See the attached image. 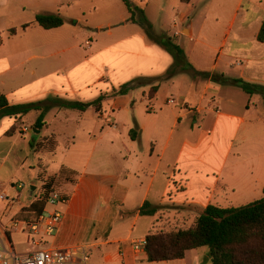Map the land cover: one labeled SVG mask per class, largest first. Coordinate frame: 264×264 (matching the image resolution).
Listing matches in <instances>:
<instances>
[{"label":"crops","instance_id":"crops-1","mask_svg":"<svg viewBox=\"0 0 264 264\" xmlns=\"http://www.w3.org/2000/svg\"><path fill=\"white\" fill-rule=\"evenodd\" d=\"M138 1V7L152 27L155 24L164 26L163 19L170 20L172 28H177V24L182 26L183 35L175 37L176 30L173 36L197 73L264 87V43L257 41L264 24V0ZM61 11L56 14L61 16ZM29 24L25 31L19 30L25 24L15 28L17 33L7 39L12 41V46L22 41L17 35L26 33L33 25ZM109 24L96 25V31L104 26L109 28ZM196 28L200 31L195 32ZM44 31L51 33L54 29ZM128 40L133 52L131 67L111 63L112 70L102 73L95 81L102 89L86 100L88 87H76L69 76L59 72L70 65L92 67L91 59L99 54L81 56L57 69L54 65L40 64L33 67L25 81V63L42 61L45 57L19 47L12 49L13 55L0 50V94L10 105L54 97L87 103L100 95L105 96L99 114L93 107L88 108L102 128L87 140L77 139L85 111L67 109H56L54 119L46 121L48 111L44 117L46 127L39 135L25 132V126L29 128L36 120L37 112L4 117L0 120V140L10 137L37 143L53 136L57 142L54 153L41 154L53 157L60 150L59 140L63 135L58 125L61 129L76 127V131L67 135L58 169L48 172L42 166L47 176H58L61 168L71 173L67 180L56 181L62 191L60 194L67 196L69 201L63 209L58 231L48 244L51 247L85 246L86 250H95L102 264H211L207 248L190 250L181 260L150 263L145 252H134L132 243L145 240L161 217L174 223L173 228L188 227L207 206L236 208L263 198L262 99L258 95H247L234 85L221 84L200 75L179 73L166 79L172 58L150 43L142 30ZM51 41L48 45L57 49L55 40ZM3 42L1 39L0 49L5 45ZM119 43L113 44L112 49ZM85 47L89 50L91 44ZM71 49H61L47 56L63 55ZM9 59L16 63L11 64ZM87 73L88 69L83 68L76 77L81 80ZM129 83L125 94L111 95L113 90ZM169 84L178 91L174 110L172 105L166 104L167 98H163V91ZM152 88H156L153 94ZM162 106L167 111L158 112ZM187 120L189 134L171 143L173 128ZM205 121L208 125L203 128ZM103 126H108V130H103ZM195 127L198 132L194 131ZM11 129L14 132L7 136ZM110 130L114 132L109 134ZM130 132L134 138L130 137ZM106 141L108 149H96L99 143ZM105 155L115 163L111 170L104 169L105 161L101 156ZM171 182L176 186L168 197ZM146 202L150 209L156 210L152 216L139 215ZM164 207L166 210H162ZM148 217L152 219L148 233L135 235L139 220Z\"/></svg>","mask_w":264,"mask_h":264},{"label":"rangeland","instance_id":"rangeland-1","mask_svg":"<svg viewBox=\"0 0 264 264\" xmlns=\"http://www.w3.org/2000/svg\"><path fill=\"white\" fill-rule=\"evenodd\" d=\"M128 1L135 6L140 5L138 0ZM20 5H24L25 8H22ZM58 10H62L60 14L64 21L63 27L59 30L54 29L51 33H46L44 29L34 23L35 15L45 13L56 14ZM122 18L126 20V23L125 20H121ZM128 18L129 14L120 0H0V42L1 39H3V43H5L4 47L0 50H6V54L9 53L13 55L12 49L19 47L23 51L32 50L30 53L35 52L45 57L42 61L33 60L25 63V81L28 80V73L33 67L36 68L40 64L46 66L54 65V69H57L60 66L63 67L73 63V61L81 56H86L91 53L99 54L100 56L91 59L93 64L92 67L89 65L86 67L70 65L64 71L59 72L60 75L69 76L76 87H88L87 96L85 97L86 100L102 89L99 85H95V81L102 73H108V71L112 70L110 66L111 63H113L112 65L120 64L122 67L125 65L127 68L131 67L130 63L132 61L133 52L130 50L131 42L128 39L137 32H141L142 29L136 24L133 25L129 23ZM163 20L165 22V27L155 24L153 26V31L158 35H165L173 43L178 44L179 41L175 40L173 34L174 31L177 30V35L175 37H181L183 35L180 31L182 26L177 24V28H172L170 20ZM29 23H33V25H31L27 32L17 35L18 38H22V41H19L18 44L14 42V46H12V41L9 42L7 40L14 37L10 33V29L18 28L23 24ZM101 23H110L109 28L104 26L101 31L97 32L96 25ZM107 29H109L111 35H108ZM199 31L200 30L197 28L195 29V32ZM51 40H55L54 43L56 42L55 46L58 47L57 49L52 48V45H48V43H52ZM86 41L91 44V49L89 50L85 47ZM118 42H120L119 45L112 49V45ZM70 47H72V49L63 55L47 56L50 53L54 54L61 49H68ZM115 55H118V58ZM103 62L107 65L105 64L102 66L101 64ZM15 63L16 62L11 61V64ZM83 68L88 69V73L85 78L79 80L76 75ZM167 86L168 89L163 91V98L172 99L176 104L178 91L170 84ZM175 106L176 105H172L170 107L174 110ZM56 109L58 108L54 107L49 110V116L46 121L54 119L55 113L53 112H55ZM161 110L167 111V108L162 106L158 112ZM176 113L177 115L179 114V112ZM93 117L92 109L89 111L88 109L85 110L84 120L79 126L80 130L77 133L78 141H83V139L87 140L91 134L96 135L98 131L101 130L102 124L96 123ZM188 124V120L183 121L177 127L173 128L171 143H174L180 136L183 137L189 134ZM207 125L208 122L205 121L202 127L204 128ZM27 127L26 125L25 132H31L33 129L31 125L29 128ZM58 128L59 131L63 132V135L60 136L59 140L60 150L53 157L35 154L29 147V142L27 140L10 137H5L0 140V195L6 194L11 197L18 195L20 197L17 203H14L11 207L6 209H4L5 205L0 203V219L3 222L7 220V217L14 214L17 216L21 214L23 217H31L27 210L30 204L34 202L42 192V182L37 177L38 173L41 172L40 169L38 170V166L40 165L41 168L43 166L48 172L56 171L59 167L58 161L61 156V150L67 142V135L72 131H76V127L74 126H67L66 129H61L58 125ZM108 128V126H103V130L105 131H107ZM198 130L197 127L194 128L195 132H198ZM113 132L114 130H110L109 134ZM108 144L109 142L107 141L101 142L96 149L106 150L108 149ZM108 154H111V151ZM105 156L107 157V155ZM105 156H101L103 157V161H105L104 169H113L115 164L113 159L110 157L106 158ZM65 179L66 177L64 176L58 178L60 182H63ZM18 186L21 188L18 189ZM52 189L53 192L56 193L62 192L56 184ZM162 210H166V207L162 208ZM161 218L159 223L153 228V232H165L173 229L171 226H175L174 223L170 224L167 222L166 217ZM151 220L152 219L149 217L141 218L134 230L135 235H146L150 228ZM10 241L17 253L38 249V247L26 243L22 236L14 232L10 235ZM51 241V239L47 240V246ZM86 253L89 257V264H102L95 250L87 249Z\"/></svg>","mask_w":264,"mask_h":264},{"label":"trees","instance_id":"trees-1","mask_svg":"<svg viewBox=\"0 0 264 264\" xmlns=\"http://www.w3.org/2000/svg\"><path fill=\"white\" fill-rule=\"evenodd\" d=\"M120 1L129 14L128 21L138 25L150 43L158 46L171 56L173 64L165 74L166 79H171L179 73H188L194 77L200 75L205 79H211L221 84L234 85L247 95H258L264 105L263 86L252 85L242 80H229L209 73H197L191 64L187 62L179 45L173 43L165 35H158L153 31L152 25L141 8L133 5L128 0ZM63 22V18L59 14H37L34 17V23L44 30L61 27ZM29 25L25 24L19 30L25 31ZM10 33L14 35L17 30L12 28ZM257 41L264 43V24L257 34ZM130 85L131 83L125 84L117 90H113L111 95L125 94ZM155 92L156 88H152L151 93ZM104 98V95H100L92 102L81 103L54 97L35 103L10 105L6 97L0 94V120L4 117H22L35 111L38 116L31 127L41 131L46 127L45 114L51 108L84 112L89 107H93L95 112L99 114ZM13 132L14 129H11L7 132V136H10ZM129 135L134 138L132 132ZM29 147L35 154H52L57 147V142L53 136H49L42 138L37 143L29 142ZM38 168L41 170L37 177L42 182V192L27 210L31 217H23L19 214L16 216L19 219L33 220L42 214L46 207V199L53 192L52 188L55 186L57 179L63 176L68 179L71 174L68 170L61 168L58 176H47L44 168H41L40 165ZM174 186L176 184L171 182L167 192L168 197L171 195ZM155 212L156 210L150 209L149 204L146 202L139 210V215L152 216ZM198 248H207L211 264H264V196L259 200L236 208L223 209L207 206L188 227H178L158 233L151 231L145 237L144 252L148 262L159 263L181 260L186 252Z\"/></svg>","mask_w":264,"mask_h":264},{"label":"built area","instance_id":"built-area-1","mask_svg":"<svg viewBox=\"0 0 264 264\" xmlns=\"http://www.w3.org/2000/svg\"><path fill=\"white\" fill-rule=\"evenodd\" d=\"M85 44L89 45V42ZM166 104L175 105V101L167 99ZM19 200L18 195L13 197L0 195V203L5 205L4 209ZM68 201L67 196L52 192L46 199V207L42 214L35 219H19L16 214L7 217L5 222L0 219V264H89L85 246L63 248L47 246V240L52 239L58 231L63 219V209ZM12 232L22 236L26 243L38 249L17 253L10 241ZM132 246L135 253L144 252L145 240L134 241Z\"/></svg>","mask_w":264,"mask_h":264},{"label":"water","instance_id":"water-1","mask_svg":"<svg viewBox=\"0 0 264 264\" xmlns=\"http://www.w3.org/2000/svg\"><path fill=\"white\" fill-rule=\"evenodd\" d=\"M31 132H32L33 134H35V135H39V133H40V131H37V130H34V129H32Z\"/></svg>","mask_w":264,"mask_h":264}]
</instances>
